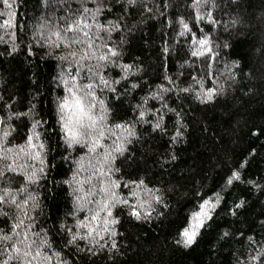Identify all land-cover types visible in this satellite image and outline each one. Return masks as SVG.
Wrapping results in <instances>:
<instances>
[{
    "label": "snow or ice",
    "instance_id": "6c2138e0",
    "mask_svg": "<svg viewBox=\"0 0 264 264\" xmlns=\"http://www.w3.org/2000/svg\"><path fill=\"white\" fill-rule=\"evenodd\" d=\"M241 2L182 0L177 13L172 0H34L29 12V0H0V57L39 54L56 69L46 94H0V264L114 261L127 243L123 224L167 219L174 196L183 207L171 235L177 249L214 228L228 264H264V171L249 170L260 149L222 161L211 183L202 176L182 194L164 180L176 171L188 110L215 107L247 74L231 51ZM156 24L162 71L148 79L138 58L126 59V38ZM248 131L260 139L264 124ZM145 136L163 146L150 176L126 163ZM53 185L64 195L54 220L44 212ZM253 198L261 211L249 221Z\"/></svg>",
    "mask_w": 264,
    "mask_h": 264
},
{
    "label": "trees",
    "instance_id": "16d2710c",
    "mask_svg": "<svg viewBox=\"0 0 264 264\" xmlns=\"http://www.w3.org/2000/svg\"><path fill=\"white\" fill-rule=\"evenodd\" d=\"M172 3L175 5L173 11L180 12L179 3L182 0H172ZM33 4L34 0H29V12ZM235 12L240 15L242 22L231 39V51L237 58H242L244 72L247 74H238L237 82L229 91L228 97L221 99L215 107L193 105L188 110L185 119L189 124V132L185 142L177 148L176 171L172 176L164 177L166 181L177 183L181 194L189 186V181L199 180L202 176L211 183L222 161L240 158L252 149L260 150L250 158L249 170L264 171V149L260 148L264 144V137L253 139L248 131L264 124V73L259 70L264 64V56L261 55L264 51V24H261L264 0H242ZM159 28V24L154 28L150 25L147 32L140 31L126 38V59L138 58L143 75L148 79H154L162 71L157 65L155 49L151 44L152 39L159 34L156 31ZM176 63L174 58L169 59V68L174 69ZM55 72L54 62L42 61L39 54L34 57L20 55L11 60L0 57V94L34 96L37 88L46 94ZM40 104L47 106L46 95L40 100ZM225 110L230 115L222 120L220 117ZM143 140L148 143L137 142L130 153L134 160L126 163L131 165L130 172L138 168L150 176L153 172H158L153 166V159L157 147L162 149L163 146L146 136ZM59 163L60 167L53 172L57 179L60 178L58 173L64 171L63 162ZM53 187L55 191L44 197V212L54 220L56 213L63 211L64 195L60 187ZM239 194L235 191L232 193L233 196ZM171 205L167 219L161 218L145 224L125 222L121 230L126 233L127 243L121 246L122 254L117 253L114 261L107 260L106 254H102L103 258L97 264H228V245L220 247L212 234L214 228L189 249H177L172 244L173 228L183 207L175 196ZM253 205L249 221L261 211L254 198ZM246 226V223L239 225L241 228Z\"/></svg>",
    "mask_w": 264,
    "mask_h": 264
}]
</instances>
